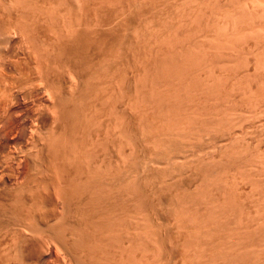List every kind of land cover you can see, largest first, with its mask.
I'll return each mask as SVG.
<instances>
[{
  "label": "rangeland",
  "instance_id": "1",
  "mask_svg": "<svg viewBox=\"0 0 264 264\" xmlns=\"http://www.w3.org/2000/svg\"><path fill=\"white\" fill-rule=\"evenodd\" d=\"M122 1L0 0V264H264V139L262 140L264 138L262 134L264 131L262 130L264 128V115L263 113L262 115L259 114L263 111L260 104L264 103L262 102L264 94L261 93V103L257 102L255 98L260 93L261 83L259 84V89L255 88L254 85L259 82L257 83V76L255 75L257 73L255 72L254 76L257 81L251 79L253 78L252 69L255 63L250 59L253 56L248 51L253 48V44L254 46L257 45L255 44L256 40H253L254 43L251 39L260 33L261 30L258 29L259 24H263L264 22L259 18L260 21L256 19L257 22L259 21L258 27H255V29L259 30H255L258 32L257 34L254 33L253 35L252 32H243V34H248L250 41H246L247 43H244L246 34L242 35L241 33V36L237 35V33L242 31L241 29L244 27V24L246 25V23L243 25L242 23L247 19V16L249 18L251 14L249 12L256 9L259 15H261L260 7V11L258 6H255L254 10L250 9L252 5H256L258 2L255 3V0H253L254 4L252 3L253 1L250 2L252 5L249 4L248 0H245L248 3H244L245 1L241 2V4H246L247 9L244 5L242 7L247 11L242 12L240 10L242 14H245L242 16L238 15L240 12H237L236 19L234 18L235 16L231 19L230 15H236V11H239H234L233 8L235 9L238 6L237 2L240 0H232L235 2V6L231 4L233 3L232 1L230 3L229 0H219L222 6H226L229 3L234 6L230 4L229 6L232 8L228 5L226 6L230 8V10L229 8L227 9L226 16L224 15L226 7L217 5L218 8H221L220 10L217 7L215 8L216 3L212 6H214V9H218V13L217 10L214 11L213 9L207 12L209 6H207L208 9L206 10L205 6L208 5L205 4L206 0H199L198 2L194 0H192L194 2L191 0H186V2L185 0L171 1L176 6L178 3L179 5L181 4L176 8L175 5L169 4L173 10L174 8L176 9L174 10L175 15L174 12L173 14L171 13L172 9H169L168 2L170 1H167V4L166 0H164L165 4L161 0L160 2L159 0L158 2L155 1L156 3L152 0ZM145 1L148 4L152 2L154 4H151V6L153 5L152 7L149 6L150 4H146V6L148 5L146 10L144 8ZM187 1L194 3L193 5L190 3L193 8L195 7V11L192 9L194 13L196 9L199 12L198 8H196L198 3L201 6L199 9L203 7L206 10V15L203 14L205 17L202 14L199 17L197 12L195 14V16L197 15L200 18L199 20L197 17V22L199 23L200 21V28H198L199 25L197 24V26L195 25L196 28L194 24H188L196 19H189L191 14L186 12L187 10L190 11L189 7L192 8V6H189ZM213 1L216 2V0H212V3ZM112 2L116 7L112 5ZM120 2L121 4L118 6ZM181 2L183 5H188H185L184 8L187 7V9L183 10L185 14H190L189 17L187 16L188 19L187 17H183V13V15L181 14L183 9L181 8ZM158 3H160V6L163 4L164 8L163 6L161 8ZM140 6L143 9H141L142 11L138 10ZM126 7L128 8L126 9ZM158 7L161 10L164 9V13L162 12L163 10H158ZM238 7L242 9V7L240 8V3ZM129 8L131 9L129 10ZM120 9H122L123 13ZM179 9L181 10L179 11ZM166 10H170L171 12L166 13ZM177 10L180 12V14L178 12L177 14L179 16L182 15V17L176 14ZM135 11L138 14L136 16ZM219 11H221L220 13H224L222 18L226 20L218 17L219 20L216 17L214 19L215 12L218 15L220 14ZM131 12L132 14H130ZM151 12L155 16L162 12L161 14L165 15L163 16L164 19L160 20L162 17L156 18L159 24L156 20L157 23H155L153 20L155 19L153 18L154 15H151ZM255 12H252L254 19ZM147 13H151L147 15L149 18L143 16ZM168 13L170 18L172 17L171 19L168 17L170 21L177 18L178 20H172L170 23L167 18V23L169 24L167 26H170L172 22L174 24L173 28H178V22H182V24L188 22V27L191 25L190 27L193 32L190 28L188 30H190L189 35L192 32L193 39L191 41V36V38H187L190 39V44H192L194 36L198 34L200 29V34L195 38L197 40L201 38L200 41H204L202 39L204 37H200L201 34L210 35L209 37H205V39H212L209 44H212L213 41V46L217 39L222 36L226 37V32L219 34L223 28H219L220 31L217 32V25L223 27L228 19L229 23L232 20L231 23L235 22L236 25L232 24L233 27L230 28V24L227 22L228 28H226V25L225 28L229 36L232 37L234 35L236 37L233 36L234 39L231 38V40L228 36L226 37L228 40L226 38L225 40H227V43L228 41L232 42V44H229L233 45L234 48L235 42L233 40L235 41L239 37V40L237 39L239 44L237 43V47L235 46V48L239 52L241 48V52H246V54L249 53L250 55L248 56L241 52L242 55L239 52L238 55L237 50L232 49L231 46L230 48L235 50L233 53H236L237 57L240 58L242 56L241 58H243V55H246L245 57L249 60L244 57L245 61L242 59L240 63L238 60L241 58L238 60L235 58V63L239 62L240 66L238 65V68H236L235 65L233 68L232 66L228 68L232 63L229 61V64L226 61L232 55V52L228 51L229 56L228 53L225 55L220 51L222 49H220L218 51L223 53L220 54L225 56L223 59L221 57L222 60L220 61L219 56L215 55L218 56L216 61L219 59L222 65H224L223 63L225 65L228 64L226 68H223L221 65L222 67H220L223 69L221 70L219 62V65H216L215 60L213 62V59L216 57H211L213 58L212 61L208 57L209 54L207 53L209 50L207 49H210L211 46L207 48L206 46L209 44L208 41L205 42L208 45L204 44L205 46H202L208 52L206 53V51L202 50V47V49L200 48V54L197 55L198 52L192 53L194 56L192 55L191 60L188 62L190 65L189 67L186 66L188 67V71L186 72L197 73V76L202 73L200 79L193 73L196 81H188V77L187 79L185 78L187 73L184 74L185 70H181L184 68V64H178L180 60L175 63L178 64L179 70H181L180 75L183 73L185 78L183 79L182 76L183 81H188L186 83L182 81L183 86L193 81L196 87L193 85L192 90L191 86L193 83H190L187 85V88L192 91V95L189 97L187 96L189 93L184 92L187 96L185 100L182 99L184 93H178V97L176 95L175 97L179 98L181 95V100L180 98L179 100H175L176 98L172 97L174 93H177V89L182 84L178 85L176 83L177 80H175V73L178 70L176 72L173 70L174 75H169L171 78H174L172 79L174 82L176 81V86H174L173 81L169 82L171 80H166V83L165 78L167 79L166 75L170 71L166 73L167 68L160 69L166 61L162 64L160 59L161 56H163L162 58L164 56H171L169 59L173 58L171 60L173 62H170L173 65H170L168 61L165 63L166 65L168 63L169 67L172 66L171 68L174 69V61H177V57H175L178 53L177 51L179 49L180 51L182 50L178 45L180 46L184 41L183 39L181 42L180 37L184 35L183 31L186 34L187 26L183 24L186 27L185 29L179 23L180 28L183 27V31L182 28L180 30L181 34L175 31L174 34L178 33V35H175V37L178 36V39L174 37V34V39H172V31L177 28L171 31L168 28H171L173 24L170 27H167L165 24L164 26L169 31L166 33L170 35L167 34V36L169 35L167 38L165 33L166 40H161L160 37L163 36V30L166 31V29H163V27L159 28V25L163 20L165 21ZM248 13L249 15H246ZM140 15L143 16L142 19ZM228 15L229 18L227 19ZM195 16L193 18H196ZM241 16L243 21L238 24L241 21ZM244 16H246L245 19ZM255 16L260 17L257 14ZM135 17H139L141 20L139 18V20H136ZM252 17L249 19H252L251 21L255 25V20ZM179 18H182L183 21H181L182 19L179 20ZM146 19L148 21L150 19L153 20H150V23L145 21L149 23V27L146 26L147 23H144L145 26L143 24V21ZM185 19L191 21L184 22ZM131 20L134 21L135 25ZM248 20L247 23H252ZM77 21L79 22L77 23ZM136 22L146 27L143 28L145 31L147 27L149 29L146 32L142 31L141 27L143 26L138 27ZM92 23H94V26L91 25ZM151 23L154 25L158 24V26L154 27ZM72 24L75 27L72 26V28ZM211 24H213V27L210 28ZM79 25L83 27L80 26V28L78 27ZM103 25H106L105 28ZM248 25L245 27L248 28ZM134 27L136 30L138 29L137 31H141L139 33L135 29L133 31ZM118 28L122 29V31L126 32L129 30L130 32H123L125 33L124 35L121 33V30L118 31ZM157 28L161 30L158 32H161L160 34L156 33ZM152 29L153 33L150 36L153 37L154 33V36L157 34L158 36L162 35L158 39L161 42H169L165 43L167 47L164 44L160 45L159 43L161 42H159L156 36L153 39L156 38L155 44L157 46L159 44L160 46L157 47L158 50H155L156 46H152V44L154 45L153 39H150V36L147 34L148 32H152ZM188 30L187 36L189 37ZM237 30L239 32H235ZM210 31L211 33L213 31L212 36L215 38L218 33V38L215 41L211 33H209ZM222 31L225 30L223 29ZM248 31H251V29ZM91 32H93V35ZM99 32L100 34H98ZM132 32L135 36H141V33L146 34H142L144 37L148 35V43H145L146 37L144 38V43L147 46L142 45L144 43L141 41L138 42L135 36H132ZM194 33L197 34L194 35ZM103 34L106 35L107 39ZM83 35L87 36H84L83 39ZM97 35L101 38L99 39ZM128 35L131 36L128 37ZM124 36H127L129 39L132 38V42L130 41L131 39H124ZM143 36H141L142 41ZM170 36L171 41H168L167 39ZM243 36L244 38H242ZM258 36L263 37L262 35ZM198 37L200 38L198 39ZM117 39L119 40L116 42ZM175 39L178 40V45ZM196 39V42L194 41L195 44H197ZM221 39L224 40V38ZM77 40H81L82 42L80 41L78 44ZM128 40L131 43L135 42L131 44ZM72 41L75 42L72 43ZM89 41H91V44ZM113 41L116 43V46L115 43L112 45ZM179 41L181 44H179ZM187 41L185 38L184 42ZM262 42L264 43V41ZM71 43L73 46H71ZM128 43L130 46L133 45L131 49L129 48V51H127L129 47ZM170 43H174L173 46L177 45V47L173 48ZM219 43L223 44L222 41ZM136 44L139 45L141 50H137L138 46ZM149 44H151L152 48ZM190 44L188 43V46ZM259 44L258 46L262 47ZM119 45L124 49L117 48ZM197 45L201 46L199 43ZM143 46L145 48L149 46L151 49H145ZM191 46L190 50L192 49ZM184 47L182 46V48ZM223 47L227 48L228 45L227 47L223 45L221 48ZM168 48H173V50L170 51ZM254 49L250 52H258L261 48H258V50ZM131 50H134L136 53ZM145 50H148V52ZM149 50H152V52L150 53ZM160 50H164L162 52L163 55ZM194 50L192 49V51ZM90 51L92 52L90 53ZM130 51L132 54L134 53V56ZM140 51L142 52L140 53ZM174 51L176 52L175 58L172 57ZM180 51L178 54H183ZM103 52H106V55ZM143 52L145 53V58L150 53L152 56L150 55L151 58L149 56L148 59L151 60L145 59ZM259 52L256 54H259ZM127 53L128 55H126ZM136 54L138 56L142 54L141 58ZM154 54L155 56H153ZM184 54L187 56V53ZM125 55L127 59L124 58L123 61L122 58ZM102 56L104 58L109 57V61L105 59L107 63L105 62L104 64L103 61L105 60H103ZM128 56L134 57L135 61ZM136 56L140 61L136 59ZM156 56L160 58L157 57L158 60L156 58L153 60L152 57ZM206 56L207 58H205ZM85 57H88L87 60ZM93 57L94 59H92ZM112 57L113 59H111ZM262 57L263 54L256 61H260ZM76 58L79 59L78 61L82 60L85 65L80 63L81 61L78 62ZM204 58L207 61L210 60L212 64L216 63L215 67L217 69H214L215 67L213 66L212 69L214 70H209L211 67L206 68L208 70L207 73L212 72L208 74L210 79L213 80V76L215 75L220 80V74H223L221 75L223 76L222 81L218 82V86H214V83H217L214 80L219 81L215 76L213 81L210 80L209 82L208 79L206 80L208 75L204 73L206 70H202V68L207 67L205 63H202L204 67L200 64L201 68L198 65L200 69H197L202 70V72L198 71V74L196 71L197 69L194 66L198 62L204 61ZM228 60H231V58ZM117 61L119 63L122 61L121 65L131 61L134 63L128 62V65L130 64L131 68L135 67L131 69L125 64L124 68L122 66V69ZM243 61L247 64H244ZM95 62L96 65L98 63L97 67L99 68L96 67ZM160 62L162 66L159 65ZM232 62L234 63V60ZM248 62H250V65H248ZM116 63H118L119 67L116 66ZM140 63L142 65L146 64L143 66L144 68ZM242 63L245 68H239L242 67ZM234 64L232 65L234 66ZM109 65L112 66L111 69ZM154 65L157 66V73L159 69L160 73L165 70V72H162L163 74L161 73V76H164L162 78L158 77V79H162L159 81L160 88L159 83L155 84L153 82L154 86L156 85L154 87L153 83H151L152 80L148 78L156 70ZM150 67H153L155 70L152 69L153 71H151ZM218 67L220 70H218ZM129 68L132 73L129 71ZM171 68L168 70H172ZM192 68L196 72L194 70L191 71ZM97 69H99L98 71L100 69L106 70H101L103 73L100 75ZM110 70L116 72L113 73L114 75H111L112 78L109 77L110 73H112ZM253 70H256V68ZM93 71V74L96 72L100 77L103 75L102 82L101 78L96 76L97 74L94 75L96 76L95 80H91V77H94L90 76ZM104 72H106L105 75H109L105 76ZM134 72L136 74H133ZM145 72L151 74L148 76L147 74L145 75ZM155 73L154 75L158 76ZM79 74L82 78L89 76L90 79L88 80L91 81H85L87 79L84 78L80 79L78 77ZM191 74L189 77H191ZM258 74L261 75L260 72ZM144 75L148 78L145 77L146 79H144L148 81H145L147 85L142 80ZM176 75L178 76L179 74L177 73ZM263 75L261 76L264 77ZM140 76L143 78L140 79L141 81H138L139 84L144 83L146 86H142L151 90L156 88L154 91L161 89L163 87L161 81H165L164 86H170V90L169 87H166L167 92L164 94L171 96V99L169 96L167 97L169 99L163 98L165 97L163 94L165 87H163L162 94L161 90L157 91V95L160 92L162 98L160 96H153L155 95L154 91L149 90L153 98L158 97L160 99H150L148 90H141V92L137 93L138 88V91H140V88H143L138 86L137 82V84L134 83ZM250 76L251 78L249 79ZM105 77L108 78L107 81ZM96 78L100 79L99 81L97 80L98 84L96 83ZM109 78H111V84L107 83L109 82ZM115 78L117 79L115 80ZM129 79L131 80L129 81ZM177 79L179 81L180 76ZM197 79L199 80V87L196 86ZM263 80L261 81L263 82ZM92 81L95 82L92 83ZM83 82L88 83L83 84ZM149 82L153 87L149 86ZM202 82L203 84L200 86L199 84ZM205 82L208 85L212 83L213 86L206 87L207 83L204 85ZM105 83L107 84L106 87L108 86L107 88L104 87ZM170 83H172V86ZM246 83L248 87H251L253 94L259 91V93L255 94L256 96H253L255 98H251V96H249L250 98L247 97L248 94L246 93H248L247 90L249 89L246 88L244 90L247 86ZM88 84H90V87H88ZM100 84L104 86L102 85V87ZM134 84L137 85H135L136 91L133 89ZM185 86L181 88L184 91ZM172 87L176 89L173 90ZM102 88L105 89L102 90ZM263 88L261 87V92ZM171 89L174 92L173 95H170L172 94ZM253 89L258 90L253 92ZM83 91H91L93 98H91V95H88L90 94L89 92ZM93 91L102 95L98 94L99 96H97ZM244 91L247 98L243 96ZM82 92L85 93L84 96ZM105 92L106 94L104 95ZM133 92L137 95H134ZM249 92L251 91L249 90ZM78 93L81 94L78 95ZM141 93H145L143 95H146L147 98L141 96ZM107 94L109 95L107 96ZM185 95L183 98H185ZM249 95L251 94L249 93ZM258 103L260 106H254ZM254 107H258L260 112L254 111L256 109ZM258 137L262 142H260Z\"/></svg>",
  "mask_w": 264,
  "mask_h": 264
},
{
  "label": "bare ground",
  "instance_id": "2",
  "mask_svg": "<svg viewBox=\"0 0 264 264\" xmlns=\"http://www.w3.org/2000/svg\"><path fill=\"white\" fill-rule=\"evenodd\" d=\"M75 1H76V0H75ZM104 1H105V0H104ZM108 1H109V0H108ZM111 1H112V0H111ZM113 1H114V0H113ZM118 1H119V0H117V2H118ZM121 1H122V0H121ZM135 1H136V0H135ZM137 1H140V0H137ZM152 1H154V3H156L155 1L158 2V0H152ZM167 1H170V2H168V5H169L170 3L172 4V6L175 5V4L172 3L174 0H166V4H167ZM171 1H172V2H171ZM180 1H181V0H180ZM182 1H183V0H182ZM191 1H192V0H191ZM194 1H195V2L197 1V2H198L199 0H194ZM194 1H192V2H194ZM208 1H209V0H208ZM208 1L206 0V3H205V4H208V5L205 6L206 10L208 9L207 6H209V9L207 10V12H210V9H211V10L213 9L214 11L217 10V13H218V9L221 10L220 7H219V8L217 7V5H218V6H219V5L222 6L221 3H219V0H216V2L213 1V3H212V0H210L209 2H208ZM229 1H230V3H231L232 0H229ZM229 1H228V2H229ZM235 1H237V0H235ZM244 1H245V0H240L239 2H237L238 6H239V3H240V8L244 5L243 3L241 4V2H244ZM251 1H253V0H248L249 4H250ZM106 2H107V1H106ZM124 2H125V1H124ZM127 2H128V1H127ZM131 2H132V1H131ZM133 2H134V1H133ZM145 2H146V1H145ZM145 2H144V3H145ZM150 2H151V1H150ZM159 2H160V0H159ZM161 2L163 3L164 0H161ZM175 2H177V1L175 0ZM175 2H174V3H175ZM178 2H179V1H178ZM185 2H186V0H185ZM185 2H184V3H185ZM187 2L189 3V6H190L191 4H192V5L194 4V3H191V2H189V1H187ZM207 2H208V3H207ZM220 2H221V1H220ZM232 2H233V1H232ZM248 2L245 1L244 3H248ZM257 2H258V3H257ZM77 3H78V1H77ZM115 3H116V2H115ZM122 3H123V1H122ZM135 3H137V2H135ZM139 3H140V2H139ZM142 3H143V2H142ZM152 3H153V2H152ZM152 3H151V4H152ZM154 3H153V4H154ZM181 3H182V2H181ZM188 3H187V4H188ZM190 3H191V4H190ZM201 3H202V2H201ZM211 3H212V4H211ZM215 3H216V4H215ZM218 3H219V4H218ZM222 3H223V2H222ZM230 3H229V4H230ZM234 3H235V2H233V3H231V4H233V5L235 6ZM252 3L254 4V1H253ZM252 3H251L250 5H252ZM255 3H257V4H256V5H255V4L252 5V8H250V9H251V10H254V9L256 8L255 6H258V9H259V7H260L261 11H260V9H259V11L261 12V13H260L261 15H259L258 10H256V9L254 10V11H256V12H255V15L257 14V15L260 16V17H257V16L254 15V17H255V19H254V18L252 17L254 11L249 12V11H250V10H249L248 12L251 13L250 16H251L255 21H256V19H257V20L260 19L261 21L264 22V0H255ZM117 4H118V3H117ZM120 4H121V2L118 4V6H119ZM123 4H124V3H123ZM126 4H128V3H126ZM131 4H133V3H131ZM146 4H148V3H147V2L145 3V6H144L145 9H146V7H148V5H149L150 3H149L147 6H146ZM151 4H150L149 6H151ZM158 4H159V6H160V3H158ZM163 4H165V2H164ZM163 4H162V6H163ZM171 4H170V5H171ZM214 4H215V8L217 7L218 9H214V8H213L214 6H212V5H214ZM223 4H224V3H223ZM229 4H227V5L229 6ZM231 4H230V5H231ZM237 4H236V5H237ZM107 5H108V4H107ZM109 5H111V4L109 3ZM112 5H114L113 2H112ZM112 5H111V6H112ZM143 5H144V4H143ZM170 5H169V6H170ZM180 5H181V4H180ZM180 5H179V3H178L177 6H180ZM185 5H186V4H185ZM185 5H183V3H182V6H183V7L181 6V8H183L181 14L183 13L184 15H186V16H184V15L182 14L183 17H187V16L189 17L190 14H191V16L189 17V19H193V20L196 19V20H194V21L187 20V19H188V17H187V19H185L184 22H185V21H191L192 23H191V22H189V23L187 22V23H188V24H191V25L194 24V26L197 24V25H199L198 28H200V21H199V23L197 22V21H198V20H197V17H198L197 15H199V17H200L201 14H202V16L206 15V14H205V13H206V10L202 7L201 9H203V10L201 11V9H199V7H201V6H200V3H198V5H197V7H196V8H198V10H199V12H198L197 9H196V12H197L198 14H197L196 12H195V13L193 12L192 9H194V11H195V7L193 8V6L191 5L192 8L189 7V8H190V11H188V10H187V12L185 11L186 13H188V12L190 13V14L188 15V14H185V13L183 12L184 9H187V7L184 8ZM225 5H226V3H225ZM227 5H226V6H227ZM233 5H231V6H233ZM245 5H246V4H245ZM245 5H244V7L247 9V7H246ZM111 6H110V7H111ZM114 6H115V5H114ZM124 6H125V5H124ZM130 6H131V5H130ZM130 6H129V7H130ZM133 6H134V5H133ZM136 6H137V5H136ZM152 6H153V5H152ZM152 6H151V7H152ZM162 6H160V7L162 8ZM165 6H167V5H165ZM169 6H168V7H169ZM177 6L175 5V8H176ZM186 6H188V5H186ZM195 6H196V3H195ZM210 6H212V7L210 8ZM226 6H222V7H226ZM234 6H233V7H234ZM238 6H236L235 9L233 8L234 11H235V10H239V11H236V15H235V14H234V15H230V17H232L231 19H233L234 16H235L234 18L236 19L237 12L239 13L240 10H241L242 12L245 11V9H243L244 7H242V9H239ZM247 6H248V7H251V6H249V5H247ZM110 7H108V8L110 9ZM112 7H113V6H112ZM112 7H111V8H112ZM115 7H116V6H115ZM120 7H122V6H120ZM138 7H139V6H138ZM142 7H143V6H142ZM168 7H167V8H168ZM229 7H230V6H229ZM229 7H226V10H225L226 12H224L225 14H224V13H220L221 11H219L220 14L217 15L216 12H215L214 19H215V17H216V19H218V18H222V17H223V14L226 16V13H227V11H228L227 9H228ZM237 7H238V9H237ZM127 8H128V7H126V9H127ZM131 8H132V7H131ZM131 8H129V10H130ZM136 8H137V7H136ZM158 8H159V7H158ZM161 8H159L158 10H161ZM163 8H164V6H163ZM170 8H171V6L169 7V9H170ZM173 8H174V7H173ZM175 8H174V10H176ZM178 8H179V7H178ZM189 8H188V9H189ZM230 8H232V7H230ZM230 8H229V10H230ZM126 9H125V10H126ZM141 9H142V8H141V6H140V8H139L138 10L142 11L143 9H142V10H141ZM171 9H172V8H171ZM121 10H122V9H120V11H121ZM129 10H128V11H129ZM135 10H137V9H135ZM146 10H147V9H146ZM155 10H156V9H155ZM162 10H163V11H162ZM162 10H161V11L164 13V9H162ZM174 10L172 9V10H171L172 12H171L170 10H166L165 12H166V13H167V12H171V13L173 14ZM180 10H181V9H179V11H180ZM204 10H205V12H204ZM223 10H224V9H223ZM233 10H231V11H233ZM126 11H127V10H126ZM148 11H149V10H148ZM148 11H147V12H148ZM234 11H233V12H234ZM246 11H247V10H246ZM246 11H245V12H246ZM109 12H110V10H109ZM121 12H122V11H121ZM121 12H120V13H121ZM124 12H125V11H124ZM135 12H136V13H135V16H136L137 11H135ZM138 12H139V11H138ZM162 12H161V13H162ZM177 12H178V10L176 11V14H177ZM222 12H223V11H222ZM229 12H230V11H229ZM242 12H240L241 14L239 13L238 15H242V16H243L245 13L242 14ZM252 12H253V13H252ZM112 13H113V12H112ZM122 13H123V12H122ZM127 13H128V12H127ZM142 13H143V12H142ZM151 13H152V14H151ZM151 13H150L151 15H154L153 12H151ZM154 13H155V12H154ZM161 13H159L160 15L158 14L159 17H158V15H156V16L154 15L155 17L153 16V18H155V19H153V18H151V19H153L154 21L156 20V18L158 19V18H161V17H162L160 20L164 19L163 16H165V15H163V14H161ZM178 13L180 14V12H178ZM193 13H194V14H193ZM231 13H232V12H231ZM234 13H235V12H234ZM249 13L246 14V15H249ZM105 14H106V13H105ZM109 14H110V13H109ZM114 14H115V13H114ZM116 14H117V13H116ZM125 14H126V13H125ZM130 14H132V12H131ZM150 14L147 13V14H144L143 16H147V15H150ZM155 14H156V13H155ZM179 14H177V15L179 16ZM195 14H197V15L195 16ZM203 14H204V15H203ZM221 14H222V15H221ZM232 14H233V13H232ZM122 15H124V14H122ZM122 15H121V17H122ZM127 15H128V14H127ZM137 15H138V14H137ZM161 15H162V16H161ZM167 15H168V16L166 17L165 21L163 20L164 24H163V22L161 23V21H160V23H161L160 25H163V26L160 27V25H159V28H162V27H163V29H164V28L166 29V31L163 30V31H164V33H162L163 36H162V35H159V36H162V37H163V38L160 37L161 40H162V39H163V40H166V37L168 38V36H169L170 34H169V33H166V32H169V31H167V27H170V26L173 24V22H172V24H170V26H167V25H169V24L167 23V18H168V17L170 18L169 13H168ZM174 15H175V12H174ZM177 15H176V17H178ZM182 15H180V16L182 17ZM192 15H194L196 18H193L194 16H192ZM220 15H221V16H220ZM108 16H109V15H108ZM108 16H107V17H108ZM140 16H141V15H140ZM140 16H139V17H140ZM143 16H141L140 18L142 19ZM171 16H173V15H171ZM180 16H179V17H180ZM225 16H224V17H225ZM242 16H241V21H239L238 24H240V22L243 21ZM250 16H249V18H251ZM114 17H115V16H114ZM116 17H117V16H116ZM139 17H138V18H139ZM147 17H148V16H147ZM191 17H192V18H191ZM199 17H198V18H199ZM204 17H205V16H204ZM217 17H218V18H217ZM245 17H246V16H244V19H245ZM256 17H257V18H256ZM109 18H110V17H109ZM118 18H119V17H118ZM127 18H128V17H127ZM127 18H126V19H127ZM133 18H134V17H133ZM133 18H132V19H133ZM135 18H136V17H135ZM138 18H136V20H139V19H140V18H139V19H138ZM145 18H146V17H145ZM145 18H144V19H145ZM148 18H149V17H148ZM169 18H168V21H170ZM171 18H172V17H171ZM171 18H170V19H171ZM201 18H202V17H201ZM226 18L228 19V18H229V15H228V17H226ZM246 18H247V19L244 20L245 22L243 21L242 25H243L244 23H246V25L244 24V27H245V26L247 27V24H249V25H248V28L245 27V29H246V31H245V29H243V28H244V27H243V28L241 29L242 31H241L240 33H237V35H238V36H239V35L241 36V33H242V35H245L246 33L243 34V32H247V33H249V32L251 33V32H252V34L254 35V33H256V34L258 33L257 31H255V30H258V29L261 30V31H263V32L260 31V33H258V35H262L263 37H260V36H258V35L255 34L256 37L258 36L257 38H256L255 36L252 37L253 39L250 38L251 41H253L254 39L256 40V41H255L256 43L253 41L255 44H257V45H255L256 47H255L254 44H253V48H255L254 50H258V48H261V49H259V51H260V50L263 51L264 48H262V47H264V43H263L262 41H264V39H263V38H264V29H263V28H264V23L262 22L263 24H261V23L259 24L258 22H259L260 20H259L258 22H257V21L255 22V21L253 20V21H254V24H255V25H253V22L251 21L252 19L250 20V19L248 18V16H247ZM258 18H259V19H258ZM123 19H124V18H123ZM141 19H140V20H141ZM151 19H150V20H151ZM181 19H182V18H179V20H181ZM214 19H213V20H214ZM222 19H225V18H222ZM239 19H240V18H239ZM248 19H249V20H248ZM262 19H263V20H262ZM115 20H116V19H115ZM121 20H122V19H121ZM133 20H135V19H133ZM133 20H131V22H132ZM150 20H149V21H150ZM153 20H151V21H153ZM172 20H173V19H172ZM172 20H171V21H172ZM174 20H175V19H174ZM174 20H173V21H174ZM177 20H178V18H177L175 21H177ZM199 20H200V18H199ZM213 20H212V21H213ZM218 20H219V19H218ZM218 20H217V21H218ZM225 20H226V19H225ZM247 20H248V21H251L252 23H249V22L247 23ZM127 21H128V20H127ZM142 21H143V20H142ZM142 21H141V23H142ZM145 21H148V20H147V19L144 20V21H143V24H144V23H147L146 26H148V24H149L150 22L148 21V22H149V23H148V22H145ZM156 21L158 22V20H156ZM156 21H155V23H157ZM171 21H170V23H171ZM181 21H183V19H182ZM214 21H215V20H214ZM214 21H213V22H214ZM222 21H223V20H222ZM222 21H221V22H222ZM228 21H229V19H228ZM228 21H227V22H228ZM231 21H232V20H231ZM231 21H230V23L228 22L230 25H232V24H233V25H236L235 22H234V23H235V24H234V23H231ZM235 21H236V20H235ZM78 22H79V21H77V23H78ZM114 22H115V21H114ZM119 22H120V21H119ZM121 22H122V21H121ZM138 22H139V21H138ZM138 22H136V24H137L138 27L143 26L142 24L139 25ZM165 22H166V23H165ZM194 22H196V23H194ZM223 22H224V21H223ZM223 22H222V23H223ZM227 22H226V23H227ZM77 23H75V25H77ZM124 23H125V21H124ZM128 23H129V22H128ZM179 23H180L181 26L184 24V23L182 24V22H178V23H177V24H178V28H177V27H174V28H177V29H174V28H173L174 24L171 26V28H168V30L170 29L171 31L174 29V30L172 31L173 33H172V35H171V36H172V39H174V37H175L176 34L178 35L177 32H176V34H174L175 31H178L180 34H181V31H180L181 28H182V31H183V27L180 28ZM187 23L185 22L184 25L187 26ZM214 23L216 24V22H214ZM217 23H218V22H217ZM226 23L224 24L223 27H221V25H220V27H219V25H217V26H218L217 32L220 31L219 28H223L225 31H222V30H223V29H222V30H221L222 33L220 32L219 34H224V32H226V33H225V34H226L225 36L228 37L229 35L227 34V31H226V28H228V27H227V26H228V23H227V24H226ZM84 24H85V23H84ZM93 24H94V23H92L91 25H93ZM122 24H123V23H122ZM125 24H126V23H125ZM131 24H132V23H131ZM133 24H134V21H133ZM158 24H159V22H158ZM158 24H155V25H154L153 23H151V25H153L154 27H157ZM165 24H166L167 27L164 26ZM175 24H176V23H175ZM215 24H214V25H215ZM218 24H219V23H218ZM238 24H237V25H238ZM258 24H259L260 26H261V25H263V26H261V27L259 26V27H260V28H259V27H258ZM97 25H98V24H97ZM97 25H96V26H97ZM101 25H102V24H101ZM128 25H129V24H128ZM134 25H135V24H134ZM156 25H157V26H156ZM184 25H183V26H184ZM191 25H190V26H191ZM197 25H196V26H197ZM212 25H213V24H211L209 27H210V28L213 27ZM225 25H226V28H225ZM230 25H229L230 28L233 27V25H232V26H230ZM256 25H257V26H256ZM68 26L70 27V25H68ZM68 26H66V27L68 28ZM72 26H74V25L72 24L71 27H72ZM80 26H82V25H79L78 27H80ZM84 26H87V25H84ZM93 26H94V25H93ZM93 26H92V27H93ZM103 26H104V28H105L106 25H103ZM110 26H111V23H110ZM110 26H108V27H110ZM132 26H133V25H132ZM137 26H135V27H137ZM144 26H145V24H144ZM144 26L141 27V29H142V31L146 32V31L149 29L148 27H149L150 25L147 27V30H146V31L143 29V28H146V27H144ZM185 26H184V27H185ZM190 26H189V27L187 26V30H188V28L191 29ZM196 26H195V28H196ZM250 26H251V27L254 26V27L251 28ZM60 27H61V26H60ZM62 27H65V26H62ZM74 27H75V26H74ZM78 27H77V28H78ZM82 27H83V26H82ZM88 27H89V26H88ZM97 27H98V26H97ZM108 27H107V28H108ZM122 27H123V25H122ZM135 27L133 28V31H134ZM154 27H152V28L154 29ZM238 27H240V26H238ZM241 27H242V26H241ZM255 27H258V29H255ZM72 28H73V27H72ZM80 28H81V27H80ZM90 28H91V27H90ZM99 28H100V27H99ZM128 28H129V27H128ZM128 28H127V29H128ZM193 28H194V27H193ZM198 28H197V30H198ZM202 28H203V27H202ZM210 28H209V29H210ZM214 28H215V26H214ZM214 28H213V30H214ZM216 28H217V27H216ZM249 28L251 29V31H248V30H250ZM74 29H75V28H74ZM87 29H88V28H87ZM94 29H95V28H94ZM118 29H119V28H118ZM124 29H125V28H124ZM150 29H151V27H150ZM153 29H152V32H150V33L148 32V33H147L149 36L151 35V33H153ZM178 29H179V30H178ZM185 29H186V27H185ZM236 29H237V27H236ZM238 29H240V28H238ZM253 29H254V30H253ZM77 30H78V29H77ZM83 30H84V29H83ZM95 30H96V29H95ZM101 30H102V29H101ZM105 30H106V29H105ZM120 30L122 31V29H119L118 31H120ZM131 30H132V29H131ZM135 30H136V29H135ZM137 30H138V29H137ZM137 30H136V31H137ZM157 30H158V28L156 29V33H158L159 31H161L160 29H159L158 31H157ZM187 30H186V34H185V32L183 31L184 35H182V36L180 37L181 39L179 38V39L181 40V42H182L183 39H184V41H185V38H186V41L188 40L187 42H184V41H183V44H181V42L179 41V42H180L179 44H181V45L179 46V45H178V40L175 39V40L177 41L176 43H177L178 47H179V48L181 47L182 50L184 49V51H182V50L180 51V49L177 51L178 53H179V51H180L181 53L183 52V54H181V55H183V56H181V55L178 54V53H177V54H178V56H177V54H176V52H175L176 50L174 51V54L172 53V54H173L172 57H174L175 54H176L175 57H177V58H176L177 61L174 59V60L176 61V62L174 61V66H175L176 68L173 66V67H174V69H173V68H171L172 66L169 67V65H168V63L173 62V61H171L173 58H172L171 60L169 59V58H171L170 55H169L170 57H166V56H164L165 59L162 58L163 56H161V59H160V60H161L162 64H163V62L166 60V61H168V63H167L168 66L166 65V63H165L166 61H165L163 67H161L162 64H161V62H160V63H159V65H161V66H160V67H161L160 69L163 70L164 68H165V69L167 68V69H166V70H167L166 73H168L169 71H170L169 73L172 72L171 74L168 73V74L166 75V76H167V79L164 77V78H165V81H166V80H171V81H169V82H172V81H173L172 79H174V78H171V77L169 76V75H171V76L174 75V74H173V73H174L173 70H175V72L178 70V71L175 73V76H176V79H175V80H177V82H176V81H175V82L178 83V85L182 83L183 79H185V78L187 79V77H188V81L194 80V82H195V81H196V80H195L196 78H195L194 74H196V77L200 79V77H201L200 75H201L202 73H201L200 75H198V76H199V77H198V76H197V73H194V72H190V73H189V72H186V71H188V67H189V65H190V64H188V62H189V60H191V56H192L193 54H195L194 52H196V53L198 52L197 55L200 54V53H201V49H202V47H203L202 50L206 51V53L208 52L207 50H209V52H208L207 54H209V55L211 54V56L208 55V57H210V58H211V57H214V58L216 57L215 59L211 58V61H212V59H213V62H214V60H215V62L217 63V64H216V63L212 64V62H210V60H209L210 58L208 59L209 61H207V60L205 59V58H207V56L204 58L205 60L203 59L204 61L198 62V63L194 66L196 69L199 68L198 65L200 66V64H201L202 67H204L202 63H205V64H206V65H205V64H204V65L207 66V67L202 68L203 71L206 70V72L204 71V73H207V71H208L207 69L210 68V67H211V68H210L209 70L217 69L215 66H216V65H219V64H220V65H219V67H220V66L222 65V64H221L222 62L220 63V62H219V59H220V61H221V60L223 59V57H224L225 55H227V53H228L229 50L232 52V53H231V52L229 51V52L233 55V57H231L232 55L230 56V54L228 53L229 56H230V57L228 56V57H229L228 59L231 58V60H228V59H227L226 62L231 61V63L234 64V63L236 62V61H235V60H236L235 58H237V60H238V59H240V58L242 57V56H241L240 58L237 57V56L239 55V53L241 52V48H240V52H239V50H237V49L235 48V46L237 47L236 44H237V43L239 44V42L237 41V39L239 40V37H237V39L235 38V39H236L235 41L233 40V42H235V43H234L235 46H234V48H233V45H230V44H229V43L232 44V42H229V41H228V43L226 42V41L228 40L226 37H224V36L221 35L222 37L219 36L220 38L217 39V38H218V37H217V36H218V33L216 34L217 36H216V38H215V37L212 36L213 31H212V33H211V31H210L209 33H211L212 38H214L213 40L215 41V40L217 39V41H218V42L215 41L216 43H214V45L212 46L213 41H212V44L210 43L211 45L209 44V42H211L212 39H211V40L208 39V38L205 39V37H209L210 35H209V36H208V35L206 36V35H204V34H203V35L201 34L200 37H204V38H202V39H204V41L202 40L204 43H203L202 41H200V40H201L200 37H198V39L200 38V40H197V39H196L197 36L200 34V33H199L200 29H199L198 34H197V33H194V35H195V34H197V35L194 36V40H193V42H192V44L194 45V48H193V45L190 44V42H189L190 39H187V38H191V37H192V38H191V41H192V39H193V35H192L193 30L191 29V30H192L191 35H189V34H190V33H189L190 30H188V35H189V37L187 36ZM194 30H196V29H194ZM201 30H202V29H201ZM234 30H235V28H234ZM234 30H233V31H234ZM259 30H258V31H259ZM73 31L75 32V30H73ZM99 31H100V30H99ZM127 31H129V30H127ZM127 31H126V32H127ZM140 31H141V30H140ZM140 31H137V33H139ZM149 31H150V30H149ZM163 31H162V32H163ZM171 31H170V33H171ZM254 31H255V32H254ZM68 32H69V31H68ZM86 32H87V31H86ZM89 32H90V31H89ZM101 32H102V31H101ZM111 32H112V31H111ZM115 32H116V31H115ZM123 32H125V31H122L121 33H123ZM126 32H125V33H126ZM129 32H130V31H129ZM129 32H128V33H129ZM154 32H155V30H154ZM194 32H195V31H194ZM196 32H197V31H196ZM215 32H216V30H215ZM215 32H214V34H215ZM228 32H229V34H230V31H229V30H228ZM235 32H239V31L237 30V31H235ZM70 33H71V32H70ZM75 33H76V32H75ZM75 33H74V34H75ZM92 33H93V32H91V34H92ZM96 33H97V31H96ZM118 33H119V32H118ZM121 33H120V34H121ZM125 33H123V34L125 35ZM137 33H135V34H137ZM160 33H161V32H160ZM160 33H158V34H160ZM165 33H166V37H165ZM183 33H182V34H183ZM201 33H203V32H201ZM231 33H233V32H231ZM71 34H72V33H71ZM74 34H73V35H74ZM82 34H84V33L82 32ZM88 34H89V33H88ZM91 34H90V35H91ZM98 34H100V32H99ZM105 34L107 35V33H105ZM105 34H103L104 37L106 36ZM120 34H119V35H120ZM123 34H122V35H123ZM131 34H132V36L134 35L133 32H132ZM142 34H143V35H146V34H144V33H141V36H143ZM158 34L156 35V36H157V39H158V37H159ZM167 34H169V35L167 36ZM173 34H174V37H173ZM180 34H179V35H180ZM252 34H251V35H252ZM73 35H72V36H73ZM77 35H78V34H77ZM92 35H93V34H92ZM108 35H109V34H108ZM148 35H147V36H148ZM154 35H155V33H154ZM154 35H153V37H156V36H154ZM185 35H186V36H185ZM231 35H232V34H231ZM235 35H236V34H235ZM246 35H247V36H246ZM246 35H245V40L243 39V40H244V43H245L246 41H250V40H249V37H248V34H246ZM251 35H250V36H251ZM84 36H85V35H83L82 38H83ZM86 36H87V35H86ZM86 36H85V37H86ZM95 36H96V35H95ZM100 36H101V35H100ZM111 36H112V35H111ZM115 36H116V34H115ZM130 36H131V35H128V37H130ZM134 36H135V35H134ZM136 36H137V37H136ZM136 36H135V38L137 39L138 42L141 41L142 43H144V38L146 37V39H145V40H146L145 43H148V42H147V36H145V37L143 36V41H142V38H141L140 35H136ZM149 36H148V37H149ZM151 36H152V35H151ZM151 36H150L149 38H150V39H153V37H151ZM171 36L169 37V39H167L168 41H169V40L171 41ZM190 36H191V37H190ZM214 36H215V35H214ZM233 36H234V35H232V37L229 36V38H230V39H231V38L234 39V37H236V36H234V37H233ZM76 37H77V36H76ZM97 37L99 38L98 35H97ZM102 37H103V36H102ZM113 37H114V32H113ZM116 37L119 38L118 36H116ZM138 37H140V38L138 39ZM164 37H165V38H164ZM177 37H178V36H177ZM177 37H175V38H177ZM182 37H183V38H182ZM195 37H196V38H195ZM247 37H248V38H247ZM259 37H260V38H259ZM88 38H89V37H88ZM100 38H101V37H100ZM100 38H99V39H100ZM105 38H106V37H105ZM125 38H126V39H129V38H127V36H126V37L124 36V39H125ZM149 38H148V39H149ZM221 38H224V40L221 39ZM225 38H226L227 40H225ZM242 38H244V36H243ZM246 38H247V39H246ZM261 38H262V39H261ZM78 39H79V38H78ZM83 39H84V38H83ZM85 39H87V38H85ZM91 39H92V37H91ZM102 39H103V38H102ZM106 39H107V38H106ZM115 39H116V38H115ZM124 39H122V40H124ZM130 39H131V40H130ZM130 39H129V40L132 42V38H130ZM136 39H135V40H136ZM150 39H149V40H150ZM155 39H156V38H154V39L152 40V41L154 42V45L152 44V46H153V47L156 46V47H155V48H156L155 50H158L157 47L160 46L161 44L166 45L165 43H169V42H167V41H165V42L162 41V42H161V40L158 39L159 42H161V43H159L158 41H156L157 43L160 44V45L158 44V46H157V44H155ZM177 39H178V38H177ZM195 39L197 40V44L199 43V44H201V46L195 44V42H196ZM230 39H229V40H230ZM232 39H231V40H232ZM240 39H241V38H240ZM81 40H82V39H81ZM81 40H80V41H81ZM95 40H96V39H95ZM118 40H119V39H117L116 42H117ZM120 40H121V39H120ZM129 40H128V41H129ZM149 40H148V41H149ZM209 40H210V41H209ZM231 40H230V41H231ZM257 40H258V41H259V40H262V41H259V42H258ZM77 41H78V40H77ZM80 41H78V44H79ZM104 41L106 42L105 39H104ZM104 41H103V42H104ZM109 41H110V40H109ZM130 41H129V43H131ZM194 41H195V42H194ZM199 41L202 42V43H200ZM207 41H208V44H209V45H208L207 43H205V42H207ZM221 41H222L223 44L219 43V42H221ZM73 42H75V41H72V43H73ZM81 42H82V41H81ZM89 42H90V44H91V41H89ZM125 42H126V40H125ZM134 42H135V41H133V43H134ZM150 42H151V40H150ZM224 42H225V43H224ZM240 42L243 43L242 40H240ZM253 42H251V43H253ZM257 42H258V43H257ZM261 42H262V43H261ZM72 43H71V46H73ZM86 43L88 44V42H86ZM86 43H85V44H86ZM110 43H111V42H110ZM114 43H115V42L113 41V44H112V45H114ZM122 43H123V42H122ZM126 43H127V42H126ZM129 43H128V44H129ZM133 43H131V44H133ZM145 43L142 44V45L147 46ZM151 43H152V42H151ZM174 43H175V41H174ZM174 43H170V44H172V46H173ZM188 43L190 44L189 46H188ZM246 43H247V42H246ZM259 43H260V44H259ZM75 44H77V43H75ZM75 44H74V45H75ZM106 44H107V42H106ZM106 44H105V45H106ZM119 44H120V42H119ZM185 44H187V45L184 47ZM204 44H206V45L209 46V47L206 46L207 48H210V46H211V48L205 50L206 48L204 47V46H205ZM215 44H217V45H215ZM258 44H259L260 46H262V47H259ZM261 44H262V45H261ZM69 45H70V43H69ZM101 45H102V43H101ZM112 45L109 44V46H111V47H112ZM123 45H124V43H123ZM125 45H126V44H125ZM134 45H135V44H134ZM136 45L138 46V49H137V50H139V49H140V48H139V45H138V44H136ZM140 45H141V44H140ZM177 45H175V46L177 47ZM191 45H192V46H191ZM202 45H204V46H202ZM221 45H222V46L225 45V47H227V45H228L229 49H228V47H227V48H224V47H223V48H224V50H223V48H221V47H222ZM240 45H242V44H240ZM95 46H96V41H95ZM98 46H100V45H98ZM103 46H104V45H103ZM106 46H107V45H106ZM115 46H116V43H115ZM128 46H129V47L127 48V49H128L127 51H129V50L131 49V47H133V45L130 46V44H129ZM137 46H136V48H137ZM144 46H143V48H145ZM149 46L152 48L151 44H149ZM149 46H148V48H150ZM175 46H173V48H174ZM182 46H183L184 48H182ZM187 46H188V47H187ZM190 46L192 47L193 50H194V49H195V50H194V51H192V49L190 50ZM197 46H200V47H197ZM214 46H215L216 49L214 48ZM216 46H218V47H216ZM230 46H231L232 49L237 50V54H238V55H237L236 53H233L235 50H232V49L230 48ZM89 47H91V46H89ZM93 47H94V45H93ZM119 47H120V48H123V47H121V45H119L117 48H119ZM124 47L126 48V46H124ZM163 47H164V46L162 45V48H163ZM166 47H167V45H166ZM169 47H171V46H169ZM212 47H213V48H212ZM219 47H220V48H219ZM239 47H240V46H239ZM239 47H238V49H239ZM250 47H251V46H250ZM91 48H92V47H91ZM105 48H106V47H105ZM114 48H115V47H114ZM129 48H130V49H129ZM136 48H135V50H136ZM148 48H145V49H148ZM151 48H150V49H151ZM160 48H161V47H160ZM160 48H159V49H160ZM162 48H161V49H162ZM173 48H172V49H171V48H168V49L171 51V50H173ZM200 48H201V49H200ZM204 48H205V49H204ZM217 48H218V49H217ZM248 48H249V47H248ZM253 48H251L250 50L246 49V50L249 51V53L252 54V56H253L252 58H254V59H252V58H250V59L253 60V62H254L255 64L257 63V65H255V64L253 63L254 66L251 64V65L254 67V68H253V67H251V68H253V69L256 68V70H253V69H252V71H253V72H252V74H253L252 77H253V78H251V76H250L249 79L251 78L253 81H257V80H258V81H257V83L259 82L258 84H256V82H254V84L258 85V86L254 85L255 88H256V87L258 88L260 83H261L260 86L263 88V87H264V84H263L264 80H263V82H262L261 80L264 79V77H262L261 75L264 74V60H263V59H264V58H263V57H264V51H263V53H262V51H260V52L258 51L259 54H260V55H259V54H256V53H258L257 51H256V52L253 51L254 53L250 52ZM94 49H96V48H94ZM102 49H103V47H102ZM108 49H109V48H108ZM123 49H124V48H123ZM132 49H134V48H132ZM153 49H154V48H153ZM163 49H164V48H163ZM198 49H199V51H197ZM211 49H213L214 51L211 50ZM220 49H222V50H220ZM106 50H107V49H106ZM117 50H118V49H117ZM119 50H120V49H119ZM121 50H122V49H121ZM125 50H126V49H125ZM125 50H123V51H125ZM137 50H136V51H137ZM140 50H141V49H140ZM142 50H144V49H142ZM165 50H166V49H165ZM169 50H168V51H169ZM210 50L212 51V53H211ZM218 50L222 51L225 55H222L223 53H222V52H219ZM93 51H94V50H93ZM131 51H132V50H131ZM131 51H130V53H131ZM145 51L148 52V50H145ZM149 51H150V50H149ZM160 51H161V50H160ZM163 51H164V50H163ZM163 51H161V53H162ZM170 51H169V52H170ZM185 51H186V52H185ZM191 51H192V52H191ZM217 51H218L219 53H218ZM242 51H243V50H242ZM244 51H245V50H244ZM248 51H247V53H248ZM91 52H92V51H90V53H91ZM96 52H97V51H96ZM98 52H99V50H98ZM107 52L109 53V51H107ZM132 52H135V51L133 50ZM141 52H142V51H140V53H141ZM151 52H152V50L150 51V53H151ZM169 52H168V53H169ZM238 52H239V53H238ZM90 53H89V56H90ZM103 53H104V52H103ZM108 53H107V54H108ZM130 53H129V55H130ZM135 53H136V52H135ZM138 53H139V51H138ZM138 53H137V54H138ZM143 53H144V52H143ZM143 53H142V54H143ZM150 53H149V55L147 54L148 57L151 55ZM153 53H155V52H153ZM184 53H187V56H188V57H187ZM192 53H193V54H192ZM204 53H205V52H204ZM215 53H218V54H215ZM220 53H222V54H220ZM241 53H242V54H243V53L246 54V52H241ZM241 53H240V54H241ZM249 53L246 54V55L249 56V55H250ZM97 54H99V53H97ZM97 54H96V56H97ZM104 54L106 55V52H105ZM104 54H103V55H104ZM124 54H125V53H124ZM124 54H123V55H124ZM131 54H132V53H131ZM137 54H136V55H137ZM142 54H140V55L142 56ZM159 54H160V53H159ZM164 54H165V52H164ZM170 54H171V53H170ZM212 54H214V55H212ZM235 54H236V56H235ZM242 54H241V55H242ZM261 54H263L262 59H260V61H259V60L256 61V59H259V58L261 57ZM92 55L94 56V54H92ZM92 55H91V56H92ZM126 55H128V53H127ZM126 55H125V57L122 58V60H123L124 58L127 59ZM132 55L134 56V53H133ZM156 55H157V53H156ZM160 55H161V54H160ZM162 55H163V53H162ZM179 55H180L181 58L179 57ZM215 55H218V56H219V59H218L217 61H216V59L218 58V56H215ZM246 55H245V56H246ZM254 55H256V56L258 55V57H256V56L254 57ZM108 56H109V55H108ZM110 56H111V55H110ZM137 56H138V55H137ZM137 56H136V59H138V57L141 58V56H138V57H137ZM143 56H144V58H145V53L143 54ZM151 56H152V55H151ZM151 56H150V58H151ZM153 56H155V54H154ZM167 56H168V55H167ZM185 56H186V57H185ZM193 56H194V55H193ZM245 56L243 55V58H244ZM97 57H98V56H97ZM99 57H100V56H99ZM102 57H103V56H102ZM113 57H114V55H113ZM113 57H112L111 59H113ZM119 57H120V56H119ZM128 57H129V56H128ZM130 57H131V56H130ZM130 57H129V58H130ZM148 57L146 56L147 59H148ZM157 57H158V56H156V57H152V58H153V60H154L155 58L157 59ZM175 57H174V58H175ZM178 57H179V58H178ZM221 57H222V59H221ZM250 57H251V56H250ZM77 58H78V57H77ZM77 58H76V59H77ZM85 58H86V57H85ZM85 58H84V59H85ZM87 58H88V57H87ZM87 58H86V60H87ZM103 58H104V57H103ZM108 58H109V57L104 58L103 60L107 59V60L109 61L110 58H109V59H108ZM131 58L135 61L134 57H131ZM144 58L142 57V59H144ZM146 58H145V59H146ZM158 58H160V57H158ZM167 58H168L169 60H168ZM183 58H184V59H183ZM187 58H188V60H187ZM232 58H234V59H232ZM243 58H241V59L238 60V61H240V63H241V62H242L241 60H242ZM245 58L248 59L247 57H245ZM76 59H75V60H76ZM82 59H83V58H82ZM92 59H94V57H93ZM126 59H125V60H126ZM142 59H141V62H142ZM145 59H144V61H145ZM162 59H163V61H162ZM78 60H79V59H77V61H78ZM88 60H89V59H88ZM96 60H97V58H96ZM99 60H100V59H99ZM107 60L103 61L104 64H105V62L107 63ZM117 60H119V59H117ZM120 60H121V59H120ZM120 60H119V61H120ZM128 60H130V59H128ZM138 60H139V59H138ZM138 60H137V61H138ZM149 60H151V59H148V61H149ZM157 60H158V59H157ZM160 60H159V61H160ZM178 60H180V61H182V62H180V61L178 62ZM183 60H187V61H183ZM233 60H234V63L232 62ZM243 60L245 61V59H243ZM248 60H249V59H248ZM261 60H262V61H261ZM80 61H81V62H80ZM80 61H78V62L83 63L82 60H80ZM83 61H84V60H83ZM93 61H94V60H93ZM111 61H112V60H111ZM111 61H110V62H111ZM114 61H116V60H114ZM119 61H117V62L119 63ZM123 61H124V60H123ZM139 61H140V60H139ZM148 61L146 60V62H148ZM244 61H243V63H244ZM246 61H247V60H246ZM86 62H87V61H86ZM91 62H92V60H91ZM99 62H100V61H99ZM112 62H113V61H112ZM121 62H122V61H121ZM121 62H120V63H121ZM125 62H126V61H125ZM125 62H124V63H125ZM128 62H131V61H128ZM128 62H126L125 64H127V66L130 67V66H129L130 64L128 65ZM177 62H178V64H181V63L184 64V66H183V65H180V66H183V67H184L183 69H181V68H180V69H181L182 71L185 70V72H183L184 74L187 73V76L185 75V76H186L185 78H184V76H183V73H182V75H180V74H181V70H179V66H178V64H175V63H177ZM206 62H207V63H206ZM208 62H210V63H208ZM218 62H219V64H218ZM74 63H76V62H74ZM93 63H94V62H93ZM101 63H102V61H101ZM101 63H99V64H101ZM108 63H109V62H108ZM118 63H116V66H118V65H117ZM120 63H119V64H120ZM131 63H132V62H131ZM133 63H134V62H133ZM133 63H132V64H133ZM135 63H137V62H135ZM144 63H145V62H144ZM144 63H143V64H144ZM149 63H150V62H149ZM152 63H153V62H152ZM238 63H239V62H238ZM238 63H235L234 66H233V65L230 64V62H229L230 66H228V68H229V67L231 68V66H232V68H233V67H235V65H236V68H238V65L240 66V63H239V64H238ZM243 63H242V65H241L242 67H239V68H245V67H244V64H247V63H246V62H245L244 64H243ZM248 63H249L248 65H250V62H248ZM251 63H252V62H251ZM77 64H79V63H77ZM83 64H84V63H83ZM104 64H103V65H104ZM112 64H113V63H112ZM112 64H111V65H112ZM121 64H122V63H121ZM121 64H120V65H121ZM125 64H124V65H121V68H122V66H123V68H124ZM132 64H131V65H132ZM137 64H138V63H137ZM140 64H141V63H140ZM156 64H157V63H156ZM210 64H211V65H210ZM215 64H216V65H215ZM223 64H224V65H222L223 68H224V67L226 68V66L228 65V64L225 65V63H223ZM84 65H85V64H84ZM92 65H93V64H92ZM95 65H96V62H95ZM97 65H98V63H97ZM97 65H96V67H97ZM103 65H101V66H103ZM106 65H108V64H106ZM111 65H109L110 69H111V67H112L113 65H115V64H113L112 66H111ZM138 65H139V64H138ZM141 65H142V64H141ZM145 65H146V64L142 65V67L145 66ZM170 65H173V64L170 63ZM176 65H177V66H176ZM209 65H210V66H209ZM248 65H247V66H248ZM80 66H83V65H80ZM139 66H140V65H139ZM154 66L156 67V68H155L156 70L153 69ZM154 66H153L152 68H151V67H150V68H151V71L155 70V72H156L158 69H157V66H156V65H154ZM165 66H166V67H165ZM186 66H188V67H186ZM196 66H197V67H196ZM208 66H209V67H208ZM212 66L215 67V68L212 69ZM222 66H221V67H222ZM247 66H246V67H247ZM85 67H86V66H85ZM96 67H95V68H96ZM107 67H108V66H107ZM107 67H106V69H107ZM118 67H119V66H118ZM133 67H135V66H133ZM133 67H132V68L130 67V68L133 69ZM136 67H137V66H136ZM168 67L171 68L172 70H168V69H169ZM177 67H178V68H177ZM194 67H193V68H194ZM219 67H218V70H220V68H221V67H220V68H219ZM88 68H89V67H88ZM97 68H99V67H97ZM101 68H102V67H101ZM103 68H104V66H103ZM114 68H116V67H114ZM114 68H113V69H114ZM123 68H122V69H123ZM130 68H129V71H130ZM138 68H139V67H138ZM140 68H141V67H140ZM143 68H144V67H143ZM162 68H163V69H162ZM186 68H187V70H186ZM193 68L191 69V71H192V70L195 71V69H193ZM200 68H201V66H200ZM200 68H199V69H200ZM206 68H207V69H206ZM76 69H77V68H76ZM106 69H104V70H103V69H100V71H98L99 69H97V71H98V73L100 72L99 74L101 75V73H103V72H101V70L105 71ZM108 69H109V68H108ZM117 69H118V68H117ZM117 69H115V70L117 71ZM134 69H135V68H134ZM148 69H149V68H148ZM152 69H153V70H152ZM160 69H159L158 73L156 72V73L158 74V76H157V75H154V73H155L154 71H153V73H152L153 76H152L151 73L148 72V74H147V72H145V75L147 74V75L149 76V75L151 74V75L148 77V78H150V79L152 80V81L149 80V81H151V83H153V82H155V84H156V83H159V88H160V82H159V81L162 80V79H158V77H161V78H162L164 75L161 76V73H162V72H165V70H164V71H162V72L160 73ZM189 69H190V68H189ZM199 69H197L196 71H197V72H198V71H199V72H202V70H199ZM257 69H258V70H257ZM90 70H91V69H90ZM93 70L95 71L94 68H93ZM125 70H126V69H125ZM135 70H136V69H135ZM221 70H223V69L221 68ZM78 71H79V70H78ZM85 71H86V70H85ZM87 71H88V70H87ZM91 71H92V70H91ZM94 71L91 72L90 76H94V75L97 74L96 72H95V74H93ZM110 71H111V70H110ZM110 71H108V72L110 73ZM123 71H124V70H123ZM138 71H139V70H138ZM146 71H147V70H146ZM148 71H149V70H148ZM151 71H150V72H151ZM189 71H190V70H189ZM196 71H195V72H196ZM256 71L260 72L261 75L258 74V72H256ZM108 72H107V73H108ZM111 72H112V73H110V76H109V77H111V75H112L113 73H116V72H114V70H112ZM117 72H118V71H117ZM130 72L132 73V71H130ZM135 72H137V71H135ZM135 72H134L133 74H136ZM199 72H198V74H199ZM210 72H211V71H210ZM210 72H208L207 75H208ZM254 72L257 73L259 76H258L257 74H255ZM105 73H106V72H104V75H105ZM156 73H155V74H156ZM159 73H160V74H159ZM177 73L179 74L178 76L176 75ZM191 73H192V74L194 73L193 76H192ZM211 73H212V72H211ZM92 74H93V75H92ZM118 74H119V73H118ZM162 74H163V73H162ZM190 74H191V77H189ZM254 74L257 76V80H256V77L254 76ZM88 75H89V74H88ZM100 75L97 74L96 76H98L99 78H101V82H102V79H103L102 77H103V75H102V77H100ZM108 75H109V74H108ZM108 75H105V76H108ZM113 75H114V74H113ZM130 75H131V74H130ZM145 75H144V78H143L142 76L138 77L139 80L135 77V78L137 79V81H134V83L137 82L138 84H137V83H136V84H137L138 86H141V87L144 88V86L147 85L146 82H145V81H147V80H144V79L147 78V76H145ZM221 75H223V74H220V77H221V79H222L223 76H221ZM82 76H84V75H82ZM96 76H94L93 78L91 77V80H92V79L95 80V77H96ZM118 76H120V75H118ZM118 76H117V78H118ZM131 76H132V75H131ZM131 76H130V77H131ZM154 76H155V77H154ZM175 76H174V77H175ZM179 76H180V79H179V81H178L177 78H178ZM182 76H183V79H182ZM214 76H215V75H214ZM214 76H213L214 79H215V77H216V79L219 80V79L217 78V76H215V77H214ZM260 76H261V77H260ZM263 76H264V75H263ZM78 77H80V79L82 78V77L80 76V74L78 75ZM98 77H97V78H98ZM115 77H116V76H115ZM132 77H133V76H132ZM145 77H146V78H145ZM152 77H153V78H152ZM156 77H157V78H156ZM168 77H169V78H168ZM218 77H219V76H218ZM220 77H219V78H220ZM258 77L261 78V79L259 80ZM83 78H84V77H83ZM83 78H82V79H83ZM97 78H96V83L100 80V79H97ZM105 78H106V81H107L108 78H107V77H105ZM105 78H104V79H105ZM111 78H112V77H111ZM111 78H109V82H107V83L111 84V83H110V79H111ZM117 78H115V80H116ZM141 78H143L142 80H144V83H145L146 85H145L143 82H142L143 84H139L138 81H141V80H140ZM148 78H147V79H148ZM155 78H156V80H155ZM164 78H163V80H164ZM170 78H171V79H170ZM191 78H194V79H191ZM84 79H87V80H85V81H91V80H88V79H90L89 76H88V77L86 76V78H84ZM153 79H154L155 81H154ZM181 79H182V80H181ZM201 79H202V78H201ZM204 79H205V78H204ZM207 79L209 80V82H210V80H212V79H210L209 75H208V77H206V80H207ZM214 79H213V80H214ZM221 79H220V80H221ZM97 80H98V81H97ZM118 80H119V79H118ZM130 80H131V79H129V81H130ZM134 80H135V79H134ZM202 80H203V79H202ZM213 80H212V81H213ZM220 80H219V81L214 80V82H217V83H214V82H212V81H211V82L214 83V86H218V85H219L218 82L220 83V82L222 81V80H221V81H220ZM113 81H114V80H113ZM132 81H133V80H132ZM156 81H157V82H156ZM165 81H163L164 83L161 81V84H163V87H165V86H164ZM180 81H181V82H180ZM188 81L185 80V81H183V82L186 83V82H188ZM198 81H199V80L197 79V84L195 83L196 86H198V83H199ZM250 81H251V80H250ZM80 82H82V81H80ZM93 82H95V81H92V83H93ZM111 82H112V80H111ZM118 82H119V81H118ZM118 82H117V83H118ZM147 82H148V81H147ZM173 82H174V81H173ZM175 82H174V86H176ZM194 82L192 81L193 84H192L191 82H189V84H190V83L192 84V86L190 85L192 90H193ZM200 82H201V81H200ZM203 82H204V81H203ZM203 82H202L201 84H199V85L202 86ZM207 82H208V81H207ZM207 82H205L204 85H205ZM251 82H252V81H251ZM251 82H250V84H251ZM84 83L87 84L88 82H83V84H84ZM89 83H90V82H89ZM96 83H94V84H96ZM103 83H104V82H103ZM115 83H116V82H115ZM115 83H112V84H115ZM140 83H141V82H140ZM166 83H167V81H166ZM212 83H210V84L212 85ZM94 84H93V85H94ZM97 84H98V83H97ZM132 84H133V82H132ZM132 84H131V85H132ZM136 84H134V88H133L134 90L137 89V88H135V87L137 86ZM149 84H150V82H149ZM170 84H171V86H172V83H170ZM189 84H188V83H187V84H184V86L186 85V86H185L186 88H185V91H184V90L181 89V88L184 87V86H183V83H182L181 86H180V88L177 89V93H176V94L173 92V90H175L176 88L172 87V88H173V90L171 89L172 94H170V95H173V93H174V96H173L172 98H176V97H178V93L180 94V93H182V92H183V93H184V92H185V93H189L187 96L190 97V95H192V93H191L192 91H190V89L187 88V85H189ZM244 84H245V83H244ZM244 84H243V85H244ZM246 84H247V83H246ZM248 84H249V82H248ZM248 84H247V86L244 85V86H246L244 90H246V88H247V89H249L251 92H249V90H247V92H248V93H246V94H248V96H247V95L245 94V91H244V95H243V96H244V98H247V97L250 98L249 96H251V98H255V97H253V96H256L255 94H256L257 92L259 93V91H257L259 88H258L257 90H256V89H255V90L253 89V92L257 91L256 93L253 94V93H252V89H251L250 86L248 87ZM262 84H263V85H262ZM88 85H89L88 87H90V84H88ZM91 85H92V84H91ZM100 85H101V84H100ZM102 85H103V84H102ZM102 85H101V86H102ZM106 85H107V84L105 83V86H104V85H103V86L106 87ZM135 85H136V86H135ZM142 85H144V86H142ZM151 85H152V84H150L149 86H151ZM211 85H208V83H207L205 86H206V87H207V86H208V87H211ZM238 85H239V84H238ZM83 86H84V85H83ZM94 86H97V85H94ZM94 86H93V88H94ZM101 86H100V88H101ZM103 86H102V87H103ZM128 86H129V85H128ZM149 86H148V87H149ZM153 86H154V83H153ZM153 86H151V87H153ZM155 86H156V85H155ZM155 86H154V87H155ZM157 86H158V85H157ZM182 86H183V87H182ZM212 86H213V85H212ZM254 86H253V87H254ZM107 87H108V86H107ZM107 87H106V88H107ZM130 87H131V86H130ZM163 87H162L161 89H157V91H158V90H161V94H162V91L164 90ZM166 87H167V88L169 87V90H170V86L167 85ZM166 87H165V90H164L165 92L163 91V94L167 92ZM188 87H189V86H188ZM194 87H195V85H194ZM198 87H199V86H198ZM261 87H260V89H259V90H260V93H259V94H261V93L264 94V92H263V91H264V90H263L264 88L262 89V92H261ZM85 88H86V87H85ZM93 88H91V89H93ZM100 88H99V90H100ZM143 88H142V89L140 88V91H138V90H139V88H138L137 93H138V92H141V90H142V91H146V90H148V93H149V92H151V91H154V89H156V88H153V89L151 90V89H148L147 87L144 88V89H143ZM149 88H150V87H149ZM195 88H196V87H195ZM200 88H202V87H200ZM88 89H89V88H88ZM96 89H97V88H96ZM104 89H105V88H104ZM104 89L102 88V90H104ZM133 89H132V90H133ZM83 90H84V89H83ZM107 90H108V89H107ZM128 90H129V89H128ZM134 90H133V91H134ZM149 90H151V91H149ZM169 90H168V91H169ZM178 90H179L180 92H179ZM187 90H188V92H187ZM81 91H82V89H81ZM94 91H95V90H94ZM94 91H93V93H94ZM108 91H109V90H108ZM108 91H107V92H108ZM135 91H136V90H135ZM155 91H156V90H155ZM155 91L153 92V93L155 94V95H153V96H155V97H156V96H160V97L162 98L160 92H158V95H157V91H156V93H155ZM83 92H89V91H83ZM83 92H82V93H83ZM98 92H100V91H98ZM102 92H104V91H102ZM128 92H129V91H128ZM89 93H90V94H88V95H91V91H90ZM108 93H109V92H108ZM153 93H152V94H153ZM170 93H171V92H170ZM185 93L183 94V97H184ZM249 93H250L251 95H249ZM79 94H81V93H78V95H79ZM84 94H85V93H83V96H84ZM94 94L97 95V96L100 95V94L97 93V92H95ZM98 94H99V95H98ZM105 94H106V92L104 93V95H105ZM131 94H132V93H131ZM133 94H134V92H133ZM143 94H145V93H143ZM143 94L141 93V96H143V97L145 96V97L147 98V96H146V95H143ZM146 94H147V93H146ZM149 94H150V97H149ZM149 94H148V97H149L150 99H152L153 97H152L151 93H149ZM168 94H169V93H168ZM259 94H257V96H256L255 99H257V102L259 101V103H261L260 101L262 100V98H261L262 94H261V95H259ZM88 95H86V97H88ZM101 95H102V94H101ZM101 95H100V96H101ZM108 95H109V94H107V96H108ZM128 95H130V93H128ZM134 95H137V94H134ZM139 95H140V93H139ZM164 95H165V94H164ZM175 95H176V97H175ZM80 96H81V95H80ZM93 96H94V95H93ZM132 96H133V95H132ZM168 96H169V95H165V97H163V98H167ZM180 96H181V95H180ZM180 96H179V98H180V100H181V97H180ZM187 96L185 95V98L182 97V99H185V100H186V99H187V98H186ZM246 96H247V97H246ZM258 96H259V97H258ZM86 97H85V98H86ZM94 97H95V96H94ZM145 97H144V98H145ZM155 97H154L153 99H160V98H158V97H157V98H155ZM263 97H264V96H263ZM91 98H93L92 95H91ZM169 98L171 99V96H169ZM169 98H167V99H169ZM179 98H176L175 100H177V99L179 100ZM258 98H259L260 100H259ZM94 99H95V98H94ZM255 101H256V100H255ZM262 102H264V99H263ZM255 103H256V102H255ZM259 103H258L257 105L255 104L254 106H258ZM260 105H262V106H260ZM260 105H259V106L261 107V110H263V111H261V113H259L260 110H259L258 107H257V108L254 107V108L257 109V110L255 109L254 111H256V112L259 111L258 113H259L260 115H262V113H263V115H264V108H263L264 103H263V104L261 103ZM262 108H263V109H262ZM262 130H264V128H263ZM262 130H261V131H262ZM261 131H260V133H261ZM260 133H259V134H260ZM262 134L264 135V131L262 132ZM261 136H262V135H261ZM259 137H260V136H259ZM259 137H258V138H259ZM263 137H264V136H263ZM261 138H262V137H261ZM263 139H264V138H262V140H263ZM259 140H260V142H262L260 138H259Z\"/></svg>",
  "mask_w": 264,
  "mask_h": 264
}]
</instances>
